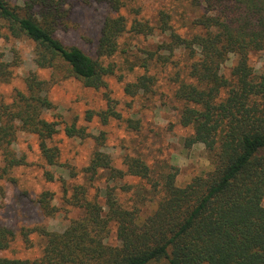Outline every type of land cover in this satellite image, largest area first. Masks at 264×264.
<instances>
[{
  "label": "trees",
  "instance_id": "trees-1",
  "mask_svg": "<svg viewBox=\"0 0 264 264\" xmlns=\"http://www.w3.org/2000/svg\"><path fill=\"white\" fill-rule=\"evenodd\" d=\"M185 1L193 17L180 16L185 30L179 32L170 9L159 10L155 20L140 18L139 9L138 17L129 23L124 13L129 0H95L109 14L94 59L56 36L58 30L71 27L73 0H23L20 5L0 0V40L29 39L39 69L64 73L85 88L102 92L107 108L86 111L87 123L97 119L105 126L121 119L112 105L109 83L116 67L103 62L120 51L121 39L128 33L152 36L159 30L166 34L169 40L158 48L168 54H160L165 60L149 52L148 59L140 62L145 73L125 84L124 95L134 99L153 93L157 80L149 74L151 62L167 66L173 63V55L183 51L188 63L176 72L173 96L181 104L180 124L190 130L185 146L204 145L214 166L183 187L177 185L172 169L164 172L154 184L163 196L156 211L144 218L138 206L126 205L117 195L118 189L128 191L132 186L111 183L132 177L152 184L150 165L127 155L125 169L115 167L111 156L101 151L107 141L105 132L94 136L87 128L66 124L68 137L95 141L96 149L82 171L88 183L108 175L104 197L93 196L90 184L69 186L46 170L45 179L61 183L66 202L81 209L83 216L63 233L38 228L47 241L40 258H0V264H264V73L250 64L252 54L264 52V0ZM232 57L234 65L228 70ZM18 65L19 60L7 62L0 54V85L12 79ZM24 83L25 90H17L10 102L0 90V148L6 167L24 163L12 148L21 132L38 138L48 167L59 166L61 151L51 142L61 124L45 117L55 107L49 98L55 81L30 73ZM67 170L72 178L78 177L75 167ZM53 201L50 191L38 200L47 216L57 212ZM32 231L23 233L26 243ZM112 231L115 244L109 243ZM14 237L0 224V252L9 249Z\"/></svg>",
  "mask_w": 264,
  "mask_h": 264
},
{
  "label": "rangeland",
  "instance_id": "rangeland-1",
  "mask_svg": "<svg viewBox=\"0 0 264 264\" xmlns=\"http://www.w3.org/2000/svg\"><path fill=\"white\" fill-rule=\"evenodd\" d=\"M8 1L13 5H20L23 0ZM73 4L70 29L58 30L56 36L65 45L79 47L97 59L100 32L109 10L95 0H73ZM139 9L140 18L150 20H155L159 10L170 9L174 15V27L179 32L185 30L180 16L184 15L187 19L193 17L185 0H129V8L124 11L129 23L138 17L136 11ZM166 40H169L168 36L159 30L152 36L128 33L121 39L120 51L114 57L103 60L105 64L116 67L115 75L109 78V83L111 98L115 101L112 105L121 115L120 120H112L105 126L97 119L91 123L85 121L86 111H101L107 108V101L101 91L85 88L75 78L65 77L64 73L39 69L34 62L35 46L29 39L0 40V54L4 60H19L12 79L0 85V90L8 102L17 90H25L24 81L30 73H37L41 79L53 78L55 85L49 92V98L55 107L47 112L45 117L61 124L60 132L51 142L52 146H57L61 151L59 166H47L39 150L38 138L28 133L21 132L12 146L16 156L24 159L21 166L8 169L0 148V224L15 233L9 249L0 252V258H40L47 241L37 231L38 228L63 233L73 220L83 216L81 209L66 202L61 183H50L45 179L46 170H51L58 178L67 180L69 186L90 184L93 196L100 194L101 198L104 197L102 188L108 184V175L103 174L102 179L88 183L82 171L96 149L95 141L91 137H68L64 131L66 124L87 128V132L94 136L105 132L107 141L101 151L111 156L115 167L125 169L123 162L127 155L140 157L150 165L152 184L132 177H126L119 183H111L121 188L124 185L132 186L128 191L118 189L117 195L126 205L138 206L144 218H149L156 211L163 196L160 187L155 188L154 184L157 186V181L161 180L164 172L172 169L177 174V185L183 187L194 177L205 175L213 169L212 158L204 145L192 148L185 146V139L190 135V130L180 124L181 104L175 100L173 90L176 72L184 67L188 60L185 53L179 51L171 57L172 64L162 66L165 60L163 57L168 54L165 55L158 48ZM149 52H157V58L162 61L161 65L152 62L150 64L149 74L157 80L154 92L139 95L134 99L128 98L124 95V86L145 73L140 68V62L148 59ZM250 64L257 73H264V52L252 54ZM233 65L232 57L226 68L229 70ZM73 167L78 172L77 178H72L67 170ZM46 191L54 193L52 205L56 206L57 212L53 216H47L38 203L41 194ZM26 230H33L29 243L25 242L23 235ZM109 243H116L115 231H112Z\"/></svg>",
  "mask_w": 264,
  "mask_h": 264
}]
</instances>
